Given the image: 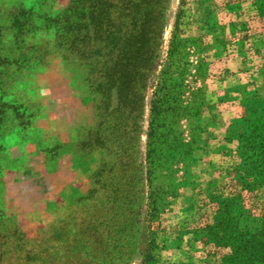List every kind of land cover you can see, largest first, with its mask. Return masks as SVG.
Segmentation results:
<instances>
[{
  "label": "rangeland",
  "instance_id": "obj_1",
  "mask_svg": "<svg viewBox=\"0 0 264 264\" xmlns=\"http://www.w3.org/2000/svg\"><path fill=\"white\" fill-rule=\"evenodd\" d=\"M188 1L198 14L184 35L200 48L187 57L185 84L209 103L188 176L172 167L148 264L216 259L189 234L211 216L209 204L197 211L194 202L233 163L225 133L243 100L264 98V20L251 0ZM178 3L163 0L154 54L145 62L140 38V79L118 98L112 79L99 78V64L111 74L114 59L102 39L117 21L129 32L130 15L117 20L121 10L108 9L95 33L84 0H0V264H144L149 105ZM28 9L29 22L13 19ZM200 56L209 63L201 80L193 77ZM243 200L258 213L264 188Z\"/></svg>",
  "mask_w": 264,
  "mask_h": 264
},
{
  "label": "trees",
  "instance_id": "obj_2",
  "mask_svg": "<svg viewBox=\"0 0 264 264\" xmlns=\"http://www.w3.org/2000/svg\"><path fill=\"white\" fill-rule=\"evenodd\" d=\"M84 2L88 4L86 9L93 32L98 28L102 16L108 14V9L121 10L117 13V20L130 15V23L127 25L130 26L129 32L121 29L122 23L117 21L118 24L111 26V31H107L106 37L102 39L104 44L110 42L114 59L112 68L108 71L111 74H101L102 64H99V78L107 81L112 79L119 98L124 88L126 91V81L135 86L140 79L136 73L140 38L143 37L145 62L150 61L154 54L161 30L163 0ZM251 2L255 6L257 17L264 20V0ZM26 11L28 12L13 14V19L19 16L24 19V23L29 22L31 10ZM197 14V10L191 7V2L179 0L166 57L150 100L145 152L148 238L144 264L151 261V251L159 235L152 229V223L168 205L165 198L174 182L171 180L172 173H175L172 167L180 164L185 177L188 176L187 167L194 146L203 133L201 118L209 102L204 100L200 89L189 91L185 84V77L191 76L186 72L190 66L187 57L190 53L198 54L200 47L197 40L187 38L184 32L192 17H197ZM24 23L20 24V28ZM68 29L66 27L65 33ZM126 53H129L128 57H125ZM207 60V57L201 56L197 60L194 78L201 80L206 76L209 66ZM127 62L131 63L130 71L126 69ZM242 103L243 116L232 121L225 133L234 143L233 163L222 172L220 184L210 190H202L199 193L201 199L194 202L197 211L200 204L204 206V202L211 207L208 222L197 223L199 226L189 228L193 240L205 248V252L202 250L204 258H216L210 262L203 261V264H264V209L258 208V213L253 214L243 200V195L257 193L264 188V98L244 99ZM161 176L165 185L159 183Z\"/></svg>",
  "mask_w": 264,
  "mask_h": 264
},
{
  "label": "crops",
  "instance_id": "obj_3",
  "mask_svg": "<svg viewBox=\"0 0 264 264\" xmlns=\"http://www.w3.org/2000/svg\"><path fill=\"white\" fill-rule=\"evenodd\" d=\"M53 156V155H52ZM51 155H50V157H52Z\"/></svg>",
  "mask_w": 264,
  "mask_h": 264
}]
</instances>
